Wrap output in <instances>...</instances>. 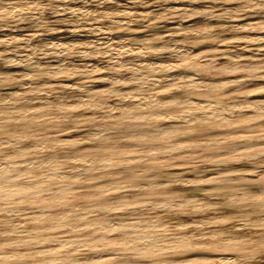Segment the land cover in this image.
Masks as SVG:
<instances>
[{
    "label": "rangeland",
    "instance_id": "1",
    "mask_svg": "<svg viewBox=\"0 0 264 264\" xmlns=\"http://www.w3.org/2000/svg\"><path fill=\"white\" fill-rule=\"evenodd\" d=\"M16 1H29L26 7L28 14L19 15L13 12L14 14L0 17V102L5 103L10 100L9 102L19 109L31 110L37 107H44V109H42V116L34 119L19 115L18 118L7 121L0 117V163L2 164L7 155L12 153V145L15 143L13 136L24 132L34 133L22 142L27 145H32L36 141L42 142L49 137L57 142L54 144L43 142L47 145V148L40 152L43 158L59 161L58 159L72 156L75 159L72 160L80 161L79 157H94L92 166L88 168L80 169L82 163L77 161L72 163L73 170H68L65 164L58 168L61 172H69L72 180L77 182L84 177L93 178L95 187L103 189L104 200L97 203L82 202L81 198L74 201L71 199L80 208L96 209L110 206L106 216L109 221H112L121 214L112 207L125 202L130 203L126 216L145 218L146 220L141 222L142 225H163L168 234L184 232L199 235L205 230L222 235L223 238L225 233L236 237L232 243L220 247L215 246L211 239L204 238L199 246L174 251L172 255L179 261L195 255L206 257L231 255L232 261L228 264H264V138L236 139L244 134L264 135V120H261L260 124L251 126L232 128L219 125L213 130L204 129L194 123L191 130L184 135L162 139L164 144H180L184 147L182 150L175 154L146 155L143 151L149 146L131 139L139 136L137 133L142 127H119L106 120L80 118L81 113H86L85 110L73 107L74 98L70 92L71 89L61 85L62 83L69 85L82 83L99 92L109 87L124 89L125 82L103 71V66L108 62L107 57H104L108 53V47L105 46L113 47L112 41L121 40L125 45L136 48L162 44L174 46L173 43L176 40H184L189 47L185 49V53L205 51L217 54L227 47L264 53L260 46H250L239 39L248 30L238 28L234 31L230 19L217 16L204 17L197 12L179 15L173 11L184 4H193L197 7L216 6V4L226 7L238 6L235 9L238 13L237 18L233 19L232 23L240 26L245 23H264L262 6L255 4L251 10L236 0L223 3L192 0ZM16 1L0 0V10L5 5ZM124 8L130 9L131 13L127 10L124 14L125 11H122ZM112 16H116L119 22L112 21L110 19ZM202 27H207L210 34L207 31L202 33L196 31ZM258 27L261 26H256L253 30H264V26ZM185 28L191 31L186 34L176 32ZM125 41L128 42L125 43ZM135 50L115 54L114 59L120 60L123 56L125 61L132 63L136 60L164 63L170 59L163 51L139 54ZM181 50L184 52V49ZM181 58L178 56L173 59L179 61ZM57 63L64 67L85 63L86 65L96 64L102 68V71H97L90 77L67 74L55 75V77L45 73L50 71L52 64ZM229 66H231L230 63H220L217 65L221 67L220 70L204 69L201 76L224 78L245 73V68L242 66L234 70L226 69ZM182 70V68L179 69V71ZM29 73L30 76H28ZM110 76H113L112 79ZM103 77L106 79L104 80ZM30 85L38 91L28 89ZM159 88L157 84L145 86L147 91ZM261 89H264V79H255L242 85V88L234 87L221 93L209 91L187 96L232 102L246 95L264 98V91L261 92ZM163 95H168L170 99H181L184 96L177 90H171ZM100 96L103 99L112 100L110 95L103 92ZM68 103H71L72 107ZM20 113L25 112L21 110ZM121 132L126 138L129 136L130 140L117 139ZM73 138L81 142L72 141ZM226 138H232V140L222 143L212 142ZM59 140L61 144H58ZM202 141L207 144L201 145ZM115 149L122 151L118 152ZM257 152L261 154L253 155ZM31 164L18 167L22 183H27L37 172L43 170ZM0 202L6 203V200L1 198ZM141 204L144 208H141ZM65 212L66 210L61 209L53 214V217ZM25 213H32V210L25 207L15 213L12 212V217H16L4 219L2 227L9 228L11 226L8 223L21 221L22 214ZM94 217L99 218L100 214H95ZM183 221L190 223L186 229L173 227L174 224ZM53 246L50 244V247ZM101 247V244H96L91 251H102ZM149 258L161 261L158 256ZM38 259H40L39 256L33 257L25 263L38 264Z\"/></svg>",
    "mask_w": 264,
    "mask_h": 264
},
{
    "label": "bare ground",
    "instance_id": "2",
    "mask_svg": "<svg viewBox=\"0 0 264 264\" xmlns=\"http://www.w3.org/2000/svg\"><path fill=\"white\" fill-rule=\"evenodd\" d=\"M192 1L223 3L231 0ZM236 1L251 10H253V5L259 4L264 10V0ZM28 4L29 1H16L12 2V4L10 3V5L2 6L0 17L12 14L13 12L19 15L23 13L28 14V9L26 8ZM237 7H226L221 4L197 7L193 4H184L182 7H176L173 11L179 13V15L197 12L204 17L217 16L230 19L231 27L234 31L238 28L248 30L239 39L250 44V46H260V49L264 51V30H253L256 26H264V23H245L242 25L239 23L240 26H237V24L232 23L233 19L237 18L238 13L235 11ZM127 10L131 13L128 8H124L122 11H125L124 14H126ZM110 19L115 23L119 22L116 16H112ZM190 31L191 29L185 28L176 32L186 34ZM196 31L202 33L207 31V27L196 29ZM209 32L207 31V33ZM3 40L6 41L7 39ZM173 44L174 46L162 44L161 46L149 45L147 47L138 46L134 48V46L129 47L127 44L125 45L120 40L119 42L112 41L113 47L106 45L108 53L104 57H107L108 62L103 66V71L108 75L116 76V78L121 79L126 84L124 89L118 87L102 89L104 94L112 97L110 101L101 98V91L92 90L82 83H75L73 85L60 84L71 89L70 92L74 98L73 107L85 110L86 113H81L80 118L86 120H106L112 125L119 127H142V129L138 130L137 135L139 134V136L131 139H135L134 142L145 143L143 145L149 146V148L143 151L146 155L158 153L175 154L179 152L184 148L183 146L177 143L164 144L165 142H162L163 138L184 135L191 130V126L194 123L199 124L204 129L213 130L219 125L231 126L233 128L260 124L261 120H264V98L261 96L252 97L251 95H246L232 102L216 99H197L192 95L187 96L188 94H202L209 91L221 93L229 88H242V85L244 86L250 80L264 79L263 52H247L243 48L232 47L230 49L227 47L217 54L205 51L185 53V49H189V47L184 40H176ZM58 46L63 47V45ZM181 49H184V52ZM134 50L139 54H148L149 52L159 53V51H163L170 59L164 63H153L144 60H136L135 63H132L131 61H125L123 56L120 57V60L114 59L116 57L115 54L127 53ZM178 56L182 57L179 61L173 59ZM60 60L58 61L59 63ZM220 63H230L231 66L226 67V69L231 68L233 70L242 66V68H245V73L242 75H229L224 78L201 76L204 69L220 70L221 67H217ZM180 68L183 70L179 71ZM97 71H102V68L96 64L88 63L86 65L85 63L79 66L69 67L67 65L64 67L62 64L57 63L55 65L52 64L50 71L45 73L51 76L67 74L90 77L94 76ZM25 76L27 78V75ZM28 76H30V73ZM103 79L105 80L106 78L103 77ZM156 84L160 86L159 89L152 91L145 90V86ZM28 89L38 91L37 88L31 87V85ZM171 90H177L184 96L181 99H170L168 95H163L164 93L168 94ZM262 91L264 89H261ZM9 101L5 103L0 102V117L3 120H14L19 115L28 119L42 116V109L44 107H37L31 110L29 108L19 109ZM68 105L70 106L71 103H68ZM21 110L25 113L21 114ZM31 135H34V133L24 132L13 136L12 139L15 143L12 145V153L8 154L4 161L2 160V164L0 163V199H5L7 203L0 202V263L27 264L25 262L28 259L37 256L40 257L37 262L38 264H228L232 261L231 255L208 257L195 255L192 258L180 261L172 255L174 251L188 250L189 248L199 246L204 238L211 239L217 247L228 245L236 239L235 236L229 233H225V238L215 232H207L205 230L199 235H191L184 232H181V234H168L162 227L163 225H142L141 222L146 220L145 218H130L126 216L130 203L125 202L112 207L121 213L118 218L112 221H109L106 216L110 206L97 207L96 209L80 208L71 199L74 201V199L81 198L82 202L97 203L104 200L103 189L95 187L93 178L84 177L80 182H77L72 180L69 172H61L58 169L61 165L65 164L68 170H73L71 167L75 159L72 156V158L65 157L64 159L61 158V160L58 159L59 161L40 156V152L47 148V145L43 142L54 144L57 142L56 140L48 137L46 140L42 142L36 141L32 145L22 143ZM128 137L126 138L121 132L118 134L117 139H129ZM242 138H264V135L244 134L241 135V138L238 137L236 139ZM229 140H232V138L217 139L212 142L222 143ZM74 141L81 142L78 139ZM58 144H61L60 140ZM205 144L207 142L202 141L201 145ZM116 151L122 150L118 149ZM259 154L261 153L257 152L253 155ZM78 159L81 160L76 161L82 163V167H79L80 169L88 168L94 162V157H79ZM28 163L35 164V166L43 168V170L42 172H37L27 183H22L18 167H25ZM98 163H101V161H98ZM25 207L31 209L33 214H22L23 218L21 221L8 223L11 226L9 228L2 227L4 219L16 217H12V212L15 213ZM141 208H144L142 204ZM61 209L66 210V212L53 217V214L58 213ZM95 214H100V217L95 218ZM4 224L6 227V223ZM189 225V222L183 221L174 224L173 227L186 229ZM190 242H193V244H190ZM50 244L54 246L50 247ZM96 244H101L103 250L92 252L91 249ZM152 256L160 257L161 261L151 260L149 257Z\"/></svg>",
    "mask_w": 264,
    "mask_h": 264
}]
</instances>
